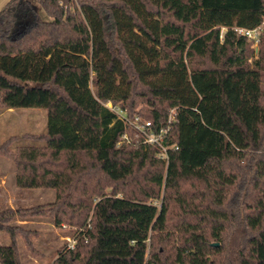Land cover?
<instances>
[{
	"label": "trees",
	"instance_id": "1",
	"mask_svg": "<svg viewBox=\"0 0 264 264\" xmlns=\"http://www.w3.org/2000/svg\"><path fill=\"white\" fill-rule=\"evenodd\" d=\"M39 2L49 18L0 10V103L43 108L48 126L0 153L18 187L56 196L0 211V264H21L17 232L32 246L18 216L76 227L53 264H264V31L256 53L235 30L264 0ZM107 102L153 130L173 111L178 148L158 157Z\"/></svg>",
	"mask_w": 264,
	"mask_h": 264
},
{
	"label": "rangeland",
	"instance_id": "2",
	"mask_svg": "<svg viewBox=\"0 0 264 264\" xmlns=\"http://www.w3.org/2000/svg\"><path fill=\"white\" fill-rule=\"evenodd\" d=\"M25 1H28L27 5L39 9L44 18H49L42 10L39 0ZM73 2L74 5H78V0H73ZM24 4L26 5L25 2ZM48 122L47 112L43 108H16L11 104L5 106L0 103V145L16 134L45 131ZM37 143L41 142L25 139L22 144ZM16 176L15 162L0 153V211L6 208L45 206L54 201L55 189L20 188L17 186ZM158 205H160L159 202ZM9 225L32 231L28 234L32 246H29L26 241V233L17 232L18 255L21 264H53L58 251L67 247L76 234L75 226L64 224L58 227L48 217L42 216H26V218L18 216ZM10 240L9 232L0 231V244H8Z\"/></svg>",
	"mask_w": 264,
	"mask_h": 264
},
{
	"label": "built area",
	"instance_id": "3",
	"mask_svg": "<svg viewBox=\"0 0 264 264\" xmlns=\"http://www.w3.org/2000/svg\"><path fill=\"white\" fill-rule=\"evenodd\" d=\"M235 30L238 34L245 35L249 40L253 42L252 46L255 48V51L257 53L261 34L264 31V16L262 22L254 28H235ZM104 105L109 107L116 114L118 119L129 123L139 134H141L145 143L158 146L161 149L158 157H162L168 160L169 149L173 147L175 149L178 148L177 146L168 144L166 141V136L171 129V123L174 121L173 111L169 114L167 124L165 126L160 127L159 130H153L150 120H147L140 115H136L134 118H129L126 110L121 108L119 105H115L111 102L104 103ZM123 139L128 140V136L124 134ZM76 236L77 233L73 236L72 241L68 243V248H73L75 246Z\"/></svg>",
	"mask_w": 264,
	"mask_h": 264
},
{
	"label": "crops",
	"instance_id": "4",
	"mask_svg": "<svg viewBox=\"0 0 264 264\" xmlns=\"http://www.w3.org/2000/svg\"><path fill=\"white\" fill-rule=\"evenodd\" d=\"M10 0H0V10L5 6Z\"/></svg>",
	"mask_w": 264,
	"mask_h": 264
},
{
	"label": "water",
	"instance_id": "5",
	"mask_svg": "<svg viewBox=\"0 0 264 264\" xmlns=\"http://www.w3.org/2000/svg\"><path fill=\"white\" fill-rule=\"evenodd\" d=\"M215 244H217V243H215Z\"/></svg>",
	"mask_w": 264,
	"mask_h": 264
}]
</instances>
